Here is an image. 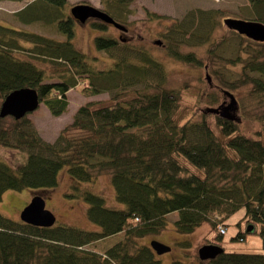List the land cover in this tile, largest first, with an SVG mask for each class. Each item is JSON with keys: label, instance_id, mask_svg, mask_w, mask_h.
Here are the masks:
<instances>
[{"label": "trees", "instance_id": "obj_1", "mask_svg": "<svg viewBox=\"0 0 264 264\" xmlns=\"http://www.w3.org/2000/svg\"><path fill=\"white\" fill-rule=\"evenodd\" d=\"M100 1L104 12L126 24L133 0ZM68 4V0H27L24 8L12 13L23 25L43 19L64 33V39L0 20V106L11 91L31 87L37 90L40 103L60 116L69 106L67 91L80 79L85 97L102 92L109 97L88 100L77 108L53 142L39 134L29 114L20 119L10 116V122L6 121L9 116H0V149L21 153L15 160L0 156V201L6 191L26 188L33 189L32 197L41 194L46 198L60 184V170L66 169L72 179L67 195L88 203L86 218L93 226L87 229L57 221L52 226H36L0 211V264H164L152 240L163 241L172 212L178 213L172 225L178 233L190 234L210 223L207 244L223 247L227 221L244 209L241 220L246 231L240 229L234 239L245 240L247 233H258L264 247L261 131L258 137H249L241 132L240 119L206 112L208 107L201 111V119L184 118L181 88L149 90V75L162 76L163 66L147 50L126 48L112 36H96L95 45L116 53L113 67L92 70L85 54L73 44L76 20L65 12ZM248 11L241 19L264 23V0H249ZM200 14L197 30L190 37L206 44L211 28L221 21L218 10ZM105 25L100 20L94 23L100 28ZM173 30L180 46L181 33L187 30L178 23ZM230 30L235 33L234 52L227 51L225 45L232 42H226V37L209 44V57L216 53L224 59L222 72L216 69L219 59L213 66V72L221 75L217 86L237 89L249 85L244 99H251L253 119L264 129V42L248 38L247 44V36ZM171 53L201 65L193 53H183L178 47ZM205 67L208 71L209 64ZM106 173L111 175L122 207L109 205L103 192L81 188L83 182H95ZM237 224L241 227V221ZM119 233L123 237L115 241ZM103 240L114 243L103 251L88 248ZM180 245L191 244L183 240ZM170 264L193 263L177 258ZM194 264H264V252L223 247L215 258L199 257Z\"/></svg>", "mask_w": 264, "mask_h": 264}, {"label": "rangeland", "instance_id": "obj_2", "mask_svg": "<svg viewBox=\"0 0 264 264\" xmlns=\"http://www.w3.org/2000/svg\"><path fill=\"white\" fill-rule=\"evenodd\" d=\"M15 2V3H14ZM27 0L22 1H3L0 3V20L14 23L15 26L22 27L42 35L55 37L58 39L66 38V35L57 31L50 23H46L43 19L35 20L34 23L21 24L16 21L12 13L25 7ZM68 5L65 10L70 14V8L77 3H90L102 8L100 0H68ZM130 14L126 25L130 28L128 34H123L126 40L120 39L121 33L112 24H106L100 28L94 26V22L81 24L77 21L74 23L75 34L73 36V44L77 49L82 51L85 59L90 63L92 70H107L113 67L116 53L112 50H100L95 45V37L98 35L112 36L117 40H121L124 46L133 47L135 49L147 50L154 59L163 66V75H149L150 91H157L162 88H181L182 98L181 107L183 108L184 118L201 119V111L207 107H217L220 104L228 105L230 97L223 95L222 89H227L233 93L235 98L240 102L239 110L236 114L241 120V132L249 137H258L257 134L261 131V136L264 137V129L253 118L254 104L250 98H245L248 92L249 85L239 86L237 89H231L229 86H220L218 84L221 75L217 76L213 72V66L216 63V69L224 65V59H220L219 55L213 54L209 57L208 49L211 41H221L226 37V42H232L225 45L229 53L234 52L232 32L224 23L226 17L243 18V14L247 13L249 0H133L130 3ZM21 7V8H20ZM209 10H218L217 17L219 21L211 28L210 41L208 43H200L198 39L190 37L192 31H196L198 20L201 19V12ZM250 13V10L247 14ZM156 14L160 16H154ZM174 23L183 26L187 31L181 33L182 44L179 46L175 43L173 36L175 35ZM156 40H162L164 44H156ZM248 44V37L245 40ZM257 41V40H255ZM124 47V49H125ZM178 47L183 53H193L196 58L201 60V65H196L192 62H186L172 55L171 50ZM121 49L117 48V51ZM110 51V52H109ZM146 51V52H147ZM209 64L207 71L205 65ZM219 67V68H218ZM239 70V67H233ZM220 72H222L220 70ZM257 75V74H255ZM151 76V77H150ZM82 79L78 80L77 84L67 91L69 106L65 113L60 116L53 115L44 103H40L38 108L29 114L34 126L39 134L50 142H53L60 132L68 125L75 114L77 108L85 104L88 100H105L109 97L108 92L91 95L85 97L81 92ZM215 94V97L212 95ZM213 98V99H212ZM243 99V106L241 100ZM258 108V106H257ZM209 124L214 126L211 116L207 117ZM12 118L6 117V121L10 122ZM0 156L7 160L18 159L21 153L16 150L6 148L0 149ZM61 169L59 174L60 184L53 189V194L46 197V207L51 209L56 217L57 222L69 223L83 228H92V223L87 221L86 209L88 203L83 198L69 197L67 193L71 189L72 179L69 174ZM81 188H88L92 191L107 195L106 199L109 205L122 207V203L116 200L114 188L109 173L99 176L95 182H83ZM56 189V190H55ZM55 190V191H54ZM51 192V193H52ZM113 193V194H112ZM33 189L26 188L23 190H8L4 193L0 201V211L3 215L10 218L19 217L21 207L31 200ZM103 195V194H102ZM112 195V196H111ZM86 207V208H85ZM244 215V209H240L227 221L228 226L226 233L222 238V245L226 251H241V252H264L262 239L258 233H247L245 240L234 239L240 229L245 232L246 225L241 218ZM178 217L177 212H172L168 215V225L163 231L162 241L170 248L169 251L162 254L164 264H170L177 258L183 260H191V263H196L199 258V249L207 244V235H211L210 223H203L194 232L190 234H180L173 229V224ZM241 221V227L237 223ZM88 222V224H87ZM83 225V226H81ZM123 237V233L115 236L114 240ZM143 241L144 239H140ZM188 241L191 244L188 247L181 246L182 241ZM179 241V245L177 244ZM114 241L103 240L97 243L88 245V248L103 251L109 244ZM212 259V258H211ZM208 260V259H206Z\"/></svg>", "mask_w": 264, "mask_h": 264}, {"label": "water", "instance_id": "obj_3", "mask_svg": "<svg viewBox=\"0 0 264 264\" xmlns=\"http://www.w3.org/2000/svg\"><path fill=\"white\" fill-rule=\"evenodd\" d=\"M71 15L80 23H86L89 18H96L105 23L112 24L120 30L127 31V26L117 22L113 17L104 12L101 8L90 3H77L71 9ZM225 25L243 34L253 40L264 42V23L256 20H247L241 18L227 17L224 19ZM156 44H162L161 40H156ZM230 97L228 105L220 104L217 107H208L205 111L219 114L227 118L238 119L236 116L239 109L238 100L233 93L224 90ZM40 104L39 95L36 89L23 87L11 91L2 100L0 106V116H12L20 119L26 114L36 110ZM21 219L29 224L36 226H52L55 224L57 217L51 209L46 207V198L41 194H36L30 202L22 209ZM152 245L159 254L170 250V246L159 240H152ZM223 248L216 244H206L200 247L199 257L202 260L215 258Z\"/></svg>", "mask_w": 264, "mask_h": 264}, {"label": "flooded vegetation", "instance_id": "obj_4", "mask_svg": "<svg viewBox=\"0 0 264 264\" xmlns=\"http://www.w3.org/2000/svg\"><path fill=\"white\" fill-rule=\"evenodd\" d=\"M94 21H97V19H95V18H89V19L87 20L86 23H88V22H94ZM129 31H130V28H129V27H128V30H127V31H120V32H121V33L119 34L120 39H124V40H126L127 38H125V37L123 36V34H128ZM162 44H164V43L162 42Z\"/></svg>", "mask_w": 264, "mask_h": 264}, {"label": "crops", "instance_id": "obj_5", "mask_svg": "<svg viewBox=\"0 0 264 264\" xmlns=\"http://www.w3.org/2000/svg\"><path fill=\"white\" fill-rule=\"evenodd\" d=\"M15 3V2H14ZM21 8V7H20Z\"/></svg>", "mask_w": 264, "mask_h": 264}]
</instances>
